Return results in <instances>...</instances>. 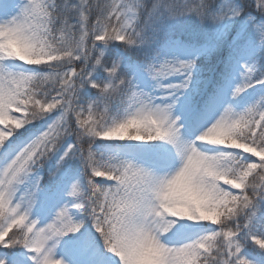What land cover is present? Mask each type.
Here are the masks:
<instances>
[{
  "label": "snow or ice",
  "instance_id": "obj_1",
  "mask_svg": "<svg viewBox=\"0 0 264 264\" xmlns=\"http://www.w3.org/2000/svg\"><path fill=\"white\" fill-rule=\"evenodd\" d=\"M0 264H264V0H0Z\"/></svg>",
  "mask_w": 264,
  "mask_h": 264
},
{
  "label": "rangeland",
  "instance_id": "obj_2",
  "mask_svg": "<svg viewBox=\"0 0 264 264\" xmlns=\"http://www.w3.org/2000/svg\"><path fill=\"white\" fill-rule=\"evenodd\" d=\"M17 2H19V0H17Z\"/></svg>",
  "mask_w": 264,
  "mask_h": 264
}]
</instances>
